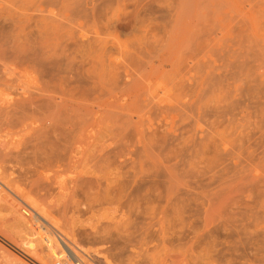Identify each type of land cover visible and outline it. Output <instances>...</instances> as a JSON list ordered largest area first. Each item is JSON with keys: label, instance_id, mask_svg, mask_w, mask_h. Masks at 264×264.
<instances>
[{"label": "rangeland", "instance_id": "1", "mask_svg": "<svg viewBox=\"0 0 264 264\" xmlns=\"http://www.w3.org/2000/svg\"><path fill=\"white\" fill-rule=\"evenodd\" d=\"M1 43L39 125L0 118V264H264V0H0Z\"/></svg>", "mask_w": 264, "mask_h": 264}, {"label": "bare ground", "instance_id": "2", "mask_svg": "<svg viewBox=\"0 0 264 264\" xmlns=\"http://www.w3.org/2000/svg\"><path fill=\"white\" fill-rule=\"evenodd\" d=\"M7 41V40H6ZM3 42V41H1ZM14 43V42H12ZM35 43H31L30 47L33 48L35 47L34 45ZM7 45V44H6ZM17 45V43H15V46ZM4 46V44H3ZM2 46V43L0 44V118L4 119L8 126H15L13 125V123L9 120H11L10 118H13V117H18L21 122L17 125L19 126V128H21L22 130V133L24 134V136H28L30 135L32 132H34L37 127H38V121H35L34 118H27L25 117V111H27L26 109H24L26 107V103H30L32 101V99L34 98L35 95H33L32 91L33 89L29 88L28 86L29 85V82H34L32 81V77H31V74L29 73L30 70H22L18 67V63L21 60L20 56H19V52L20 50H16V47L14 49V53L12 52L11 54V50L9 49L8 47V50H10V53L9 51H5L4 48H7L6 46L3 47ZM14 46V45H12ZM12 49V48H11ZM20 49V48H19ZM42 51V50H41ZM20 59V61H19ZM19 61V62H18ZM23 63V62H22ZM208 63V62H207ZM29 69V68H28ZM33 71V70H32ZM35 75V74H34ZM5 77V78H4ZM34 78V77H33ZM38 80V79H37ZM35 85V84H34ZM32 86V85H31ZM44 96L46 98V112H44V120H43V125H44V128H45V131L47 132V137L46 138V143L45 145L47 146L46 148V159H45V163L44 165L46 167H50L53 162H52V153L53 155L54 154H57L60 155L61 152L65 151L66 149H68V145H69V141L68 140H65L63 141V145H62V142L61 144L57 147V149H53L50 147V143H49V139H50V132L53 130V126H54V123H53V120L52 119V114H50V110H49V104L52 100V97L50 95V92L49 91H45L44 90ZM161 94V93H160ZM161 96V95H160ZM25 105V107H23ZM96 109V108H95ZM27 113V112H26ZM25 117V118H23ZM23 118V119H21ZM149 118V117H148ZM138 120V119H137ZM60 126V125H59ZM99 126V125H98ZM16 127V126H15ZM41 128V126H39ZM97 130V129H96ZM95 131H89V132H92L91 134H93ZM38 132V131H37ZM89 135V134H88ZM23 136V135H22ZM32 136V135H31ZM30 137V136H29ZM93 138V135L92 136H89L86 140L83 141V139H78L77 143L79 145V147H77L76 149H74L73 151V154L75 156H78L79 154L81 155H85L87 154L88 150L86 148V146H88V144L85 142L87 141L88 139H92ZM114 140V139H113ZM94 141V140H93ZM92 143V141L90 142ZM94 145V143H92ZM76 145V143H75ZM113 146V145H112ZM92 147V145L90 146ZM106 149V148H105ZM113 152V151H112ZM127 155V154H126ZM132 156V155H131ZM59 157V156H58ZM83 157V156H82ZM130 157V156H129ZM54 158V157H53ZM75 158V157H74ZM77 158V157H76ZM81 158V157H80ZM134 158V157H133ZM80 160V159H78ZM77 160V161H78ZM128 161V160H127ZM62 162V161H61ZM60 159H57L55 161V163L60 167ZM76 164V163H75ZM158 168V167H157ZM259 169V167H257ZM256 168V169H257ZM242 171H245V170H242ZM247 172H249L247 170ZM238 173V172H237ZM159 174L157 173V171H153V170H143V168L138 172L136 171L134 173V180H136V178H138L139 176L143 179L145 178H154L156 177V175ZM127 175V174H126ZM130 175V173H129ZM162 175V174H161ZM239 177V176H238ZM132 178V177H131ZM178 181V180H177ZM171 182V181H170ZM140 183V182H139ZM232 183V182H230ZM223 184V183H222ZM180 185V183L178 184L177 183V186ZM229 187V186H228ZM179 188V187H178ZM187 190V189H186ZM190 190V189H189ZM192 191V190H191ZM200 192V191H199ZM224 192V191H223ZM203 193V192H202ZM200 194V193H199ZM197 195V194H196ZM25 197V196H24ZM23 197V198H24ZM18 198H20L18 196ZM17 198V199H18ZM22 198V199H23ZM26 200L25 202H27V198L24 199ZM24 202V203H25ZM28 202L30 203V201L28 200ZM25 203V207H27L29 210H30V213L32 215H38L42 218L44 217H47L48 214L46 211V209H42L43 207L40 206L38 207V205H34L33 204V201L32 203L28 204ZM36 202V201H35ZM10 203V202H9ZM20 203V200L19 202ZM11 204L13 205L14 209L15 210H19L20 206L19 204ZM20 204H23L22 202ZM28 210V211H29ZM20 213V212H19ZM22 214V213H21ZM243 219V218H242ZM254 221V220H253ZM256 222V221H254ZM252 225V224H251ZM241 231V230H240ZM60 234H62L60 231H59ZM251 236V235H250ZM256 236V235H255ZM254 237V236H253ZM43 239V238H42ZM42 241V240H41ZM73 241H75L73 239ZM72 242V241H70ZM43 244L48 247L47 249L49 250L48 252H50L52 258H59L60 260L62 259H67L68 261L71 262V259L70 258H66L64 257L63 255L61 254H58L57 252H55V247H54V243H53V239L51 237H45L44 240H43ZM77 243L74 242L73 243V247L79 252V255H81V258L83 261L86 260V259H83V256H86L88 257V259L86 260V262L88 264H112L110 263L106 258H104L102 255L100 254H89V255H86L84 254L83 252H81L79 250V248L77 247L76 245ZM255 245V244H254ZM14 259L12 261H14L16 264H20V262H18V259H16L15 257H13ZM47 258V257H46ZM53 260V259H52ZM65 260V261H67ZM41 261H44V259H42ZM50 262V264H53V262L51 261V258H49V260H47ZM57 264H69L68 262L67 263H61V262H58ZM76 264V263H75Z\"/></svg>", "mask_w": 264, "mask_h": 264}]
</instances>
